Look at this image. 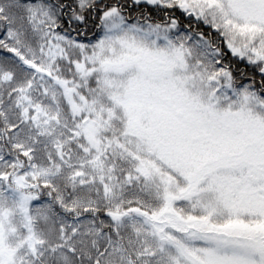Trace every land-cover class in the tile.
<instances>
[{"label":"snow or ice","instance_id":"1","mask_svg":"<svg viewBox=\"0 0 264 264\" xmlns=\"http://www.w3.org/2000/svg\"><path fill=\"white\" fill-rule=\"evenodd\" d=\"M0 52V264H264V0H0Z\"/></svg>","mask_w":264,"mask_h":264},{"label":"trees","instance_id":"2","mask_svg":"<svg viewBox=\"0 0 264 264\" xmlns=\"http://www.w3.org/2000/svg\"><path fill=\"white\" fill-rule=\"evenodd\" d=\"M154 15L156 16L157 19L160 18V14L159 13H155ZM174 15L181 20L182 25H184V26H187L188 23H189V20L191 19V18L187 19L186 16L183 13L179 12V11H176L174 13ZM191 27H192L193 30H197V27L198 26L193 21ZM183 30L184 31H187L185 28H183ZM199 30L204 31L206 34L211 35L213 38H215L214 30H211V29H209V28H207L206 26H203V25H200L199 26ZM91 38L92 39H95L94 36H92ZM81 39H83V37H81ZM229 58L232 59L233 67H236V68H239V69H242V70H246L249 73H251L253 71L252 68H251V66H246L244 64V62H239V61H237V60H235L234 58H231V57H229ZM257 77H258V73H257Z\"/></svg>","mask_w":264,"mask_h":264},{"label":"rangeland","instance_id":"3","mask_svg":"<svg viewBox=\"0 0 264 264\" xmlns=\"http://www.w3.org/2000/svg\"><path fill=\"white\" fill-rule=\"evenodd\" d=\"M0 55H7L6 53H2V52H0Z\"/></svg>","mask_w":264,"mask_h":264},{"label":"flooded vegetation","instance_id":"4","mask_svg":"<svg viewBox=\"0 0 264 264\" xmlns=\"http://www.w3.org/2000/svg\"><path fill=\"white\" fill-rule=\"evenodd\" d=\"M186 18L189 19L188 17H186ZM184 28L187 30V27L186 26Z\"/></svg>","mask_w":264,"mask_h":264}]
</instances>
